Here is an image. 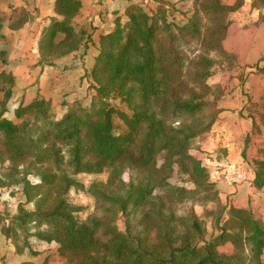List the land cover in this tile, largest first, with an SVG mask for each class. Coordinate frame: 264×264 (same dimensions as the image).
<instances>
[{
    "label": "trees",
    "instance_id": "1",
    "mask_svg": "<svg viewBox=\"0 0 264 264\" xmlns=\"http://www.w3.org/2000/svg\"><path fill=\"white\" fill-rule=\"evenodd\" d=\"M243 1L228 6L221 0H202L195 18L184 26L168 21L165 5L150 13L142 4L130 3L125 10L127 21L117 19L114 29L100 37L91 71L99 100L83 113L68 112L54 120L48 100L37 97L20 104L15 119L7 118L16 79L13 73H0V163L8 161L16 170L33 158L29 166L39 165V183L25 179L28 201L37 196V208L23 211L17 220L22 226L46 225L35 235L58 243L60 254L68 257L65 264H264V223L250 210H235L241 234L221 228L220 235L209 242L202 239L195 213L183 222L174 211L175 204L214 190L209 171L190 150L195 138L211 131L220 112L206 97L212 59L203 56L198 70L189 72L194 75L188 83L179 43L185 33L199 40L204 37L200 14L226 15ZM82 6L83 0H55L56 16L50 18L39 40L42 61L76 52L89 37L85 28L76 29L73 24ZM259 6L252 0L253 8ZM111 95L132 112L123 119L126 133H114L116 109L106 101ZM257 163L261 168L253 183L260 189L264 162ZM175 169L187 175L194 187L173 185L170 178ZM104 170H110L109 179L88 187L96 200L95 211L79 221L64 197L71 187L84 186L72 175ZM44 187L56 191L49 205L51 194L45 195ZM120 216L125 218V230L117 224ZM229 241L238 252L221 253L218 247Z\"/></svg>",
    "mask_w": 264,
    "mask_h": 264
},
{
    "label": "rangeland",
    "instance_id": "2",
    "mask_svg": "<svg viewBox=\"0 0 264 264\" xmlns=\"http://www.w3.org/2000/svg\"><path fill=\"white\" fill-rule=\"evenodd\" d=\"M197 1L196 6V0H89L82 15L73 22L76 29L85 28L89 37L85 36L76 52L52 62L42 61L40 56L43 21L37 25L33 23L30 36L0 34V73L16 71L19 83L13 89L5 117L15 119L16 108L30 103H25V100L30 101V97L34 96L48 100L54 120L61 119L68 112L83 113L93 109L99 98L91 71L100 51V37L114 29L117 19L122 23L127 21L126 7L130 3H140L150 13H155L158 5H165L168 21L184 26L195 18L194 12L200 8L202 0ZM236 1L221 0L228 6H233ZM262 1L256 0L261 8H253L252 0H244L241 7L228 10L226 15L200 14L198 20L203 25L204 37L199 40L185 33L179 43L187 71L184 79L188 83L192 82L194 75L189 72L198 70L200 59L203 56L212 59L206 97L220 109L211 131L195 138L190 150L209 171L214 190L174 205V211L184 219L183 222L191 219V213L197 215L203 230L202 239L208 242L220 235L221 228H227L231 234H241L236 224V209L246 208L264 223V187L259 189L253 183L256 170L261 168L257 161L264 162ZM28 17L27 14L12 15L9 21V17H1L0 27L7 32L8 27L11 29ZM43 19L47 22V14ZM27 22L32 26L34 19ZM62 37L63 34L59 35V38ZM16 40H25V47L18 48ZM18 60H24L25 67H12ZM106 101L116 109L113 115L114 133H126L128 128L123 119L132 115L131 110L115 95L109 96ZM32 159L21 163L16 170L8 161L0 163V264H65L68 257L60 254L58 243L38 240L35 235L46 225L30 222L22 226L20 219L17 220L23 211L37 208L38 197L28 201L25 189V179L34 184L40 181L36 171L39 165L29 166ZM109 177L110 170L72 175L84 186L71 187L64 197L75 208L74 215L79 221H85L95 211L96 200L88 191L90 183L106 182ZM125 178H128L127 174ZM170 182L178 187H194L190 178L177 173V169ZM41 191L45 195L51 194L47 205L56 198L54 188L44 187ZM36 193L37 190L32 191V194ZM117 224L125 230L123 216ZM178 230L183 231L184 226L178 224ZM245 235L243 233L242 237ZM218 250L226 254L238 252L232 241L219 246Z\"/></svg>",
    "mask_w": 264,
    "mask_h": 264
},
{
    "label": "crops",
    "instance_id": "3",
    "mask_svg": "<svg viewBox=\"0 0 264 264\" xmlns=\"http://www.w3.org/2000/svg\"><path fill=\"white\" fill-rule=\"evenodd\" d=\"M87 1L89 0H83V6L79 14L74 18V20H76L77 17L82 15V13L85 10V4ZM54 2L55 0H0V19L1 17L7 16L9 17L8 18V21H9V19L12 18V15L17 16V15L22 14L23 16V14H27L29 16L27 20L23 22L22 25L15 26V27L12 26L11 29L8 27L7 32L4 27L3 28L0 27L1 28L0 34L8 35V34L14 33V35L16 36H18L19 34H22L23 36H30L31 35L30 30L32 27H34L33 23H36L37 25L38 22L40 21H43V25H42V30H43L45 27L49 25L51 21L50 18L53 16H56V13L54 11ZM46 14L48 17L47 22H45V20L43 19ZM33 19H34V22H32V26H30V23L27 21L33 20ZM42 30L40 31V34L42 33ZM15 42L18 44V48L25 47V40H19V41L16 40ZM12 67H15V68L25 67V61L18 60L16 63L12 65ZM13 74L16 79V75H17L16 71ZM45 74L47 73L45 72ZM22 75L24 74L22 73ZM38 78L39 77H37V79ZM25 81H28V80H25ZM18 84L19 83H17V79H16V86ZM36 97L38 96H34V98L30 97V101L25 100V103L33 101Z\"/></svg>",
    "mask_w": 264,
    "mask_h": 264
}]
</instances>
